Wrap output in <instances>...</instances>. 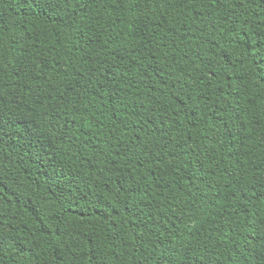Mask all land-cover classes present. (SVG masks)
<instances>
[{"label":"trees","instance_id":"obj_1","mask_svg":"<svg viewBox=\"0 0 264 264\" xmlns=\"http://www.w3.org/2000/svg\"><path fill=\"white\" fill-rule=\"evenodd\" d=\"M0 264H264V0H0Z\"/></svg>","mask_w":264,"mask_h":264}]
</instances>
